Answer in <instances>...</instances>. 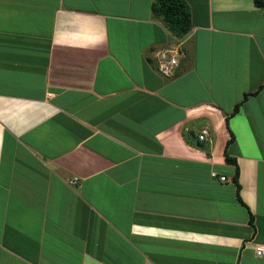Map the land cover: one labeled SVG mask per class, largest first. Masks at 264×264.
<instances>
[{
  "label": "crops",
  "instance_id": "crops-1",
  "mask_svg": "<svg viewBox=\"0 0 264 264\" xmlns=\"http://www.w3.org/2000/svg\"><path fill=\"white\" fill-rule=\"evenodd\" d=\"M183 1L0 0V264H264V10Z\"/></svg>",
  "mask_w": 264,
  "mask_h": 264
},
{
  "label": "trees",
  "instance_id": "trees-1",
  "mask_svg": "<svg viewBox=\"0 0 264 264\" xmlns=\"http://www.w3.org/2000/svg\"><path fill=\"white\" fill-rule=\"evenodd\" d=\"M254 2L257 7L264 10V0H254ZM153 12L158 17L163 19L168 29L177 38H182L186 36L193 28L190 8L183 0H157V2L153 7ZM259 91L260 90L256 91L255 93L247 94L243 102L236 105L233 112L227 115V122L229 123L230 118L235 116L239 112L241 105L245 102V100L248 99V97L258 94ZM233 138L234 137L232 136L229 143L232 142ZM225 156H226V161L228 163L236 165L235 160L231 159L227 154V152L225 153ZM238 178H239V170L237 167L236 175L234 177L236 183H238Z\"/></svg>",
  "mask_w": 264,
  "mask_h": 264
},
{
  "label": "built area",
  "instance_id": "built-area-1",
  "mask_svg": "<svg viewBox=\"0 0 264 264\" xmlns=\"http://www.w3.org/2000/svg\"><path fill=\"white\" fill-rule=\"evenodd\" d=\"M185 44L184 40H178L176 43H173L169 47L162 49L153 50V57L156 61L158 72L165 78H173L176 75L177 70L180 67L181 60L186 58V53L183 50V45ZM209 135L208 128L202 131L200 135V140L203 141ZM213 177H216V173L212 174ZM221 181L225 182L226 178L221 177ZM79 179L75 178L69 182L71 186H77ZM256 253L259 257H264V246H257Z\"/></svg>",
  "mask_w": 264,
  "mask_h": 264
}]
</instances>
